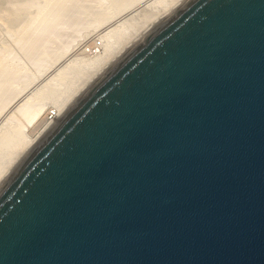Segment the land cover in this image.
Returning a JSON list of instances; mask_svg holds the SVG:
<instances>
[{"label":"water","instance_id":"obj_1","mask_svg":"<svg viewBox=\"0 0 264 264\" xmlns=\"http://www.w3.org/2000/svg\"><path fill=\"white\" fill-rule=\"evenodd\" d=\"M0 264H264V0H183L0 181Z\"/></svg>","mask_w":264,"mask_h":264},{"label":"bare ground","instance_id":"obj_2","mask_svg":"<svg viewBox=\"0 0 264 264\" xmlns=\"http://www.w3.org/2000/svg\"><path fill=\"white\" fill-rule=\"evenodd\" d=\"M69 1L70 0H46L44 5L46 6L45 10L41 9V11L43 10L44 12H37V14H40L33 17L30 22L27 21L28 23L25 27H21V29L24 30L20 34L18 42H22V44L23 42H31L35 37L33 32L35 33L36 28L48 24L59 16ZM182 1L183 0H102L101 3H96L95 10L88 13V15H90V13L93 15H91L90 18L88 16V18L90 19V26L92 27V31L90 32H94L93 29L95 31H101L98 38H96V36L95 38L92 37L95 41L100 38L99 40L101 41L99 42L101 44H99V46H101L97 48L93 47L95 50H93L92 47L86 50L88 45L91 46L89 43H92V40L86 41L81 47L78 46V53L71 55V57L69 55L70 58L64 62L57 73H54V77L51 78V80L42 86L40 85L36 90L32 89L33 92L29 94V96L31 95L29 98L27 97L28 95H25V98L20 100L17 98L20 104H15L17 107H10V111L8 110L12 117L8 118L6 124L4 123V125L0 127V181L43 131L104 68ZM90 26H88L87 29H90ZM85 27L87 26L85 25ZM88 32L86 31V34L89 35L90 32ZM83 33L85 34V32ZM93 35H96V33ZM83 37L87 36L85 35ZM77 43H80V41ZM94 46H98V44ZM64 54L65 52L59 57L61 60ZM49 59L55 60L56 58L52 59L49 57ZM9 65L5 59L2 57L0 58V97L3 96V91L6 88L9 87L11 89L12 87L11 82L13 78L12 81L10 80L11 78H8L9 72L12 71V67ZM51 65L49 67H51ZM47 69L49 71L48 67ZM13 75L16 74L13 73ZM13 75L12 77H14ZM15 78L17 79L18 77ZM18 84L19 83H17V85L13 84V86L16 87ZM23 86L20 89L14 90V92L18 93V96L19 94L21 96L22 92L28 88V86ZM12 91L13 90H11L10 93H13ZM47 104H52L54 110L44 115ZM16 115L20 117L18 118ZM13 117H17L16 121L13 120ZM35 121L36 126L30 129V125ZM27 131H29V133H27Z\"/></svg>","mask_w":264,"mask_h":264},{"label":"rangeland","instance_id":"obj_3","mask_svg":"<svg viewBox=\"0 0 264 264\" xmlns=\"http://www.w3.org/2000/svg\"><path fill=\"white\" fill-rule=\"evenodd\" d=\"M101 1L102 0H70L66 4L64 9L61 11L59 16H57L55 19L51 21L52 23L49 22L48 23L49 25L46 24L36 28L35 30L36 35L33 32V35L35 36L34 39H32L31 42L30 41L27 43L23 42L22 44V42H18V38L24 30L21 29V27L22 26L25 27V25L28 22H30V20L33 17H36V15L42 13L43 10L41 11V9L45 10L46 6L44 5L46 0H0V51H1L0 58L2 57L3 59H5L7 64L8 65L10 64L9 66L12 67V71L9 72L8 78L9 79L11 78L10 79L11 81L13 78L14 81L13 83V81L11 82L9 80L12 86L11 89L9 87L6 88L3 91L2 94L3 96L0 97V127L3 126L4 123L6 124L8 118L12 117L9 112L10 107L11 108L17 107L16 105L20 104L17 101L18 99L20 100L25 98V95L26 96L28 95L27 97L29 98L31 96V95L29 96V94L32 93L33 90H36L37 87L39 88L40 85L42 86L45 83H47L49 80H51V78L54 77V73L55 72L57 73L58 69H60L61 66H63L64 62L68 60L71 57V55L78 53L77 52V50H79L78 46L81 47L86 43V41H90V40H92V43H89L91 46L88 45V47H86V50L91 49V47L93 50H95V48L93 47L97 48L101 46V45L99 46V44H101L99 42L101 41L99 40L100 38L97 39L96 41L93 39L95 38V36L96 38H98L101 31L100 30L95 31L93 29L94 32L92 33L90 32L92 31V27L90 26L91 22H89L90 21L89 18L93 14L90 13V15H88L89 12L95 10L96 3L99 4L101 3ZM39 11L40 13L37 14V12ZM85 25L87 27H85ZM88 26H90L91 28L89 27L90 29H87ZM85 30L87 32L88 31L90 32V33L88 32L89 35L86 34ZM83 32H85V34ZM95 33L96 35H93ZM85 35L87 37H83ZM79 38L81 39L85 38V39L81 40ZM78 40L80 41V43H77L79 42ZM93 43L94 45L98 44V46H94ZM64 52L65 54L63 56L65 58L62 57L61 60V58L59 57H61V54ZM49 57L52 59L56 58L55 60L57 61V63L55 60L49 59ZM56 64L58 67L56 66ZM50 65L53 71L51 67H49ZM47 67L49 68V71ZM43 68L46 70H44ZM13 73L16 75H13ZM12 75L14 77H12ZM15 77L18 78L16 79ZM19 77H20V81H19ZM12 83L14 85H17V83L19 84L18 86H16L17 87L16 88L15 86H13ZM21 85L28 86V88L24 92H22L21 96L20 94L18 96V93L14 92V90L20 89L22 87ZM11 90H13L12 91L13 93H10ZM53 110L54 108L52 104H47L44 110L45 112L44 115H47L48 112H52ZM19 117L20 116H18V118ZM13 118H14L13 120L16 121L17 117H13ZM34 126H36V121L30 125V129L34 128ZM27 133H29V131H27Z\"/></svg>","mask_w":264,"mask_h":264}]
</instances>
